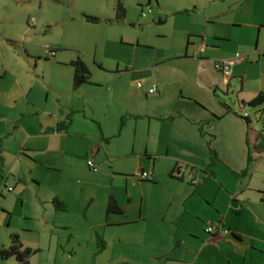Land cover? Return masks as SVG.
<instances>
[{
	"label": "crops",
	"instance_id": "0c3cea01",
	"mask_svg": "<svg viewBox=\"0 0 264 264\" xmlns=\"http://www.w3.org/2000/svg\"><path fill=\"white\" fill-rule=\"evenodd\" d=\"M235 1L236 12L225 23L237 29L229 37L236 42L234 52L222 55L219 44L216 49L206 46L203 55L196 47L193 56L211 57L206 62L213 65L215 59L229 60L240 50L241 61L233 66L230 78L222 76V84L228 86L237 77L246 90L248 82H258L264 76V0ZM218 38L222 41L228 37ZM54 51L50 57L46 48L50 59L46 61L58 76L54 82L36 70L24 74L5 63L0 65V139L13 125L17 133L9 163L2 150L0 171L17 176H12L16 187L19 178L37 179L38 171L53 175L44 201L61 213L54 222L65 228L78 227L80 246L94 245L97 249L99 235L105 243L103 252L117 250L120 264H254L264 259V217L260 216L264 211V154L251 153L253 160L256 156L255 166L247 168L253 162L247 163V148L255 145L256 134L242 115L227 114L242 123L232 140L238 150L243 148L244 161L233 160L221 151H213L215 157L210 158L205 135L213 131L215 123L175 111L171 105L157 115L155 103L163 94L162 89L150 85L155 63L133 72L143 81L137 87L145 88L147 108H141L115 83L109 86L110 94L105 92L102 103L101 96L90 95L91 83L73 91L69 64L75 59ZM187 56L185 53L183 58ZM255 57L262 65L256 76ZM178 58L182 56L174 59ZM152 86L157 89L150 94ZM251 92L256 96L264 88ZM135 118H147L149 123L144 129L137 125L129 142L124 143L122 122ZM159 118L167 122L178 119V137L182 140L153 124ZM247 120L250 123L249 117ZM217 137L227 138L224 134ZM210 139L214 141L216 135ZM138 170L151 172L152 180L135 179ZM179 170L183 172L180 177ZM190 173L199 180L198 185L189 183ZM54 199L64 204V211L53 208ZM109 199L119 213H107ZM217 224L229 233H206L207 227Z\"/></svg>",
	"mask_w": 264,
	"mask_h": 264
},
{
	"label": "rangeland",
	"instance_id": "374dc122",
	"mask_svg": "<svg viewBox=\"0 0 264 264\" xmlns=\"http://www.w3.org/2000/svg\"><path fill=\"white\" fill-rule=\"evenodd\" d=\"M117 2L126 11L125 18L118 23L114 19ZM237 3L235 0H0V65L5 63L24 74L36 70L54 82L58 76L46 61L50 60L46 48L61 51L86 65L91 74L90 95L101 96L100 103L105 102L104 95L111 93L109 86L115 83L124 96L147 108L145 88L137 87L138 82H143L141 75L133 72L155 63L150 85L162 89L163 94L162 100L155 103L157 115L171 105L175 111L207 118L215 123L213 131L205 135L210 158L214 156L210 151L216 154L221 151L242 162L243 148L238 150L232 140L242 123L227 114H246L254 134L264 130V105L246 104L250 97H255L251 94L253 89L264 88V76L258 82H248L246 90H242L243 84L237 77L226 86L222 84V75L206 62L211 57L193 56L201 38L207 49H216L220 44L222 55L234 52L236 42L229 37L237 29L225 23L232 20ZM86 16L98 22H88ZM219 35L228 38L218 41ZM237 53L243 55L240 50ZM178 56L182 58L174 59ZM254 61L258 64L254 67L256 76L262 65L257 57ZM118 77L121 78L116 80ZM179 122L159 118L153 124L182 140L178 137ZM122 123L125 132L122 141L127 143L136 126L144 129L149 119L135 118ZM14 127L0 139V157L4 150L8 163L17 142ZM218 134L227 138H218ZM210 135H216V139L212 141ZM251 153L256 152L251 149ZM255 159L256 156L247 168L255 166ZM226 169L234 173L229 167ZM12 176L0 171V264H19L14 257L1 256L13 235L19 237L23 250L30 251L26 254L28 264L121 263L117 250L112 254L98 253L94 245L80 246L78 227L65 228L54 222V217L61 213L44 201L53 175L38 171L35 173L38 180L30 176L19 178L17 187ZM260 216L264 217V211ZM262 259L254 264H264Z\"/></svg>",
	"mask_w": 264,
	"mask_h": 264
},
{
	"label": "trees",
	"instance_id": "16d2710c",
	"mask_svg": "<svg viewBox=\"0 0 264 264\" xmlns=\"http://www.w3.org/2000/svg\"><path fill=\"white\" fill-rule=\"evenodd\" d=\"M114 13H115L114 19L117 23L123 21L126 15V11L123 4L117 2L114 7ZM85 20L91 23L98 22V19L88 16L85 17ZM69 66L73 70L72 80H71V87L73 91L78 90L83 85L91 83V74L88 68L86 67V65L80 59H76L75 61L70 62ZM246 104L249 107H259L264 105V92L258 93L254 98H252ZM243 120L246 122L247 126L250 124L247 119L243 118ZM255 141L256 143L253 146L252 150L258 154H264V135L262 134V132L256 134ZM211 153L215 157L214 152ZM250 154H251V149L247 148L248 164H250L253 161ZM261 202L264 205V192H261ZM52 205L55 210L58 211L65 210L64 204L57 199H54L52 201ZM107 213H116V214L119 213V209L112 199L108 200ZM96 246L98 253L103 252V250L105 249V243L99 235H96ZM29 252H30L29 250H23L19 237L17 235H13L11 236L10 246L7 249H3L1 251V256L4 259L14 257L19 264H28V261L26 260V254Z\"/></svg>",
	"mask_w": 264,
	"mask_h": 264
},
{
	"label": "built area",
	"instance_id": "2783aa9c",
	"mask_svg": "<svg viewBox=\"0 0 264 264\" xmlns=\"http://www.w3.org/2000/svg\"><path fill=\"white\" fill-rule=\"evenodd\" d=\"M145 14L142 13V17H144ZM206 49V44L204 42H201L198 46H197V52L199 55H203V53L205 52ZM47 51L49 52L50 57H54L55 55V51L47 48ZM241 61V56L239 54H236L233 58L229 59V60H223V61H216L214 62V69L220 73L225 79H228L232 76L233 73V66L237 63H239ZM140 86V85H138ZM156 86H152L149 89V93H155L156 92ZM242 117L244 119H248V116L246 114H243ZM262 134L264 135V130L261 131ZM88 166L94 171L96 172L97 169L94 166V164L91 161L87 162ZM183 174V172L181 170H179L177 172V176L180 177ZM133 177L137 180L140 181H151L152 180V173L151 172H143L141 170H138L134 173ZM189 183L192 186H196L199 183V180H197L195 178V176L193 175V173L189 174ZM219 232H222L223 234L227 235L229 233V231L225 228H223L220 224L217 225H212L207 227L206 229V233L211 234V235H217Z\"/></svg>",
	"mask_w": 264,
	"mask_h": 264
}]
</instances>
